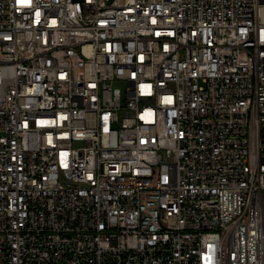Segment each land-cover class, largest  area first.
<instances>
[{
  "label": "built area",
  "instance_id": "built-area-1",
  "mask_svg": "<svg viewBox=\"0 0 264 264\" xmlns=\"http://www.w3.org/2000/svg\"><path fill=\"white\" fill-rule=\"evenodd\" d=\"M0 264H264V0H0Z\"/></svg>",
  "mask_w": 264,
  "mask_h": 264
},
{
  "label": "rangeland",
  "instance_id": "rangeland-1",
  "mask_svg": "<svg viewBox=\"0 0 264 264\" xmlns=\"http://www.w3.org/2000/svg\"><path fill=\"white\" fill-rule=\"evenodd\" d=\"M119 87L124 88L123 84H118Z\"/></svg>",
  "mask_w": 264,
  "mask_h": 264
}]
</instances>
